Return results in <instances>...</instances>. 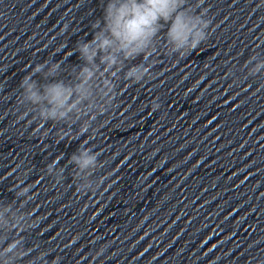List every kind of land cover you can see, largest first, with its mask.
Segmentation results:
<instances>
[{
	"label": "water",
	"instance_id": "obj_1",
	"mask_svg": "<svg viewBox=\"0 0 264 264\" xmlns=\"http://www.w3.org/2000/svg\"><path fill=\"white\" fill-rule=\"evenodd\" d=\"M53 262L264 264V120L144 188Z\"/></svg>",
	"mask_w": 264,
	"mask_h": 264
},
{
	"label": "clouds",
	"instance_id": "obj_2",
	"mask_svg": "<svg viewBox=\"0 0 264 264\" xmlns=\"http://www.w3.org/2000/svg\"><path fill=\"white\" fill-rule=\"evenodd\" d=\"M260 3L264 6V0ZM197 7L199 0L192 5L188 0H106L102 17L92 25V39L77 42L75 53L81 64L74 67L70 81L57 78L61 68L58 62L37 64L22 78L19 103L26 107L25 114L32 113V120L41 127L49 121L67 126L79 124L75 132L61 127L56 133L59 140L87 134L90 129L94 135L96 128L92 125L96 119L116 107L121 79L139 84L152 78L151 69L155 65L152 57L162 38L165 51L177 58L188 56L208 40L212 21L207 18L206 10L197 13ZM137 58H142L141 63L128 66V62ZM37 74L47 82L33 79ZM159 107L153 103L152 109ZM70 160L89 178L88 183L80 185L82 194L100 188V179L95 184L90 182L98 163L97 152L83 147ZM55 163L54 160L48 166L49 173ZM19 167L18 164L16 168ZM26 175L19 173L16 193L24 199L31 197L32 187L31 184L20 186L24 185ZM9 210L8 205H0V264H48L44 252L31 255L33 249L21 237L8 236L9 231L14 234L21 227L11 228L4 216ZM34 222L29 217L24 227L30 230Z\"/></svg>",
	"mask_w": 264,
	"mask_h": 264
}]
</instances>
